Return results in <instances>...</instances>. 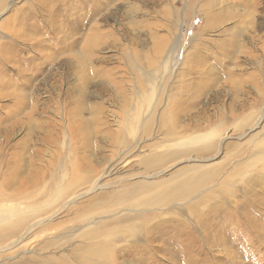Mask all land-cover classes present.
<instances>
[{
    "label": "rangeland",
    "instance_id": "rangeland-1",
    "mask_svg": "<svg viewBox=\"0 0 264 264\" xmlns=\"http://www.w3.org/2000/svg\"><path fill=\"white\" fill-rule=\"evenodd\" d=\"M0 172V264H264V0H0Z\"/></svg>",
    "mask_w": 264,
    "mask_h": 264
},
{
    "label": "bare ground",
    "instance_id": "bare-ground-1",
    "mask_svg": "<svg viewBox=\"0 0 264 264\" xmlns=\"http://www.w3.org/2000/svg\"><path fill=\"white\" fill-rule=\"evenodd\" d=\"M126 14H128L127 11H126ZM13 20L17 23V20L18 19H14L13 18ZM99 26L100 25L97 22H94V23L90 24V26H89L90 28H88V29H89V31L91 30V32L89 34L90 35L92 34V37H91V39H88L87 41H85V43H83V47H86L88 49L94 50L96 47H99L100 46V48H101L102 46H105V45H109L110 44V43H108L105 40V37L109 36V32L108 31H105V30H102V31L100 30L98 32ZM89 34H88V37H89ZM96 34L98 36H102V38H96V37H94ZM89 60L90 59H88V58L87 59L84 58L83 60H81V63L83 65V67H87L86 69H88V72L87 73L90 74V75H92V76L93 75H99V77H103V74H98V71L95 70V68H94L93 65L91 67V64H89ZM66 65H68V64H66ZM104 72H105V70H104ZM103 82H104V78H103ZM106 86H107V82H106ZM68 92H72V88H69V91ZM7 94H8V92H7ZM78 95H82L81 92ZM79 98H82V97L79 96V97H76V99H73L74 108L71 111L72 114L74 112H77V110L80 108V106H79ZM171 107H173V106H171ZM13 129H14L13 127H10L9 128V133L7 134V137H10L11 131ZM14 157H15V153H14ZM10 162H12V160ZM11 170H13V168L10 166V168L8 169V172L11 171ZM189 172H190V170H189ZM189 172L188 173H185L184 176L182 177V179H176L177 188L179 190H182V189H190L191 184L194 185V186L195 185H199L203 181H205L206 178H209L210 177V173L209 172H197V170H195V169H193V171H191L190 174H189ZM35 174H38L39 175V173H35ZM35 174L31 175V178H27V177L20 178L19 181H17V183H16V181H13V182L12 181H8V180L3 181L2 182V185L4 187V190H10V189L14 188L15 190L17 189L19 192L24 191V196L25 197L29 198V200H34L33 198L35 197L36 193H37V195L38 194L41 195L45 191L43 189L40 192L37 191V189L41 188L40 186L42 185L43 180L41 178H39L40 176H35ZM0 175H1V172H0ZM185 176H186V178L184 179ZM164 183L165 184H162V182L161 183H158V184H160L159 186H151V184L149 185V183L148 184H144V187H145L144 189H143V185H141L139 187H135V186H132L131 187L130 186V188L128 187V188H126L124 190V195H129V196L133 195V197L142 196V197H139L137 200H141L142 199V202H143V191L144 192H147V193H150L151 191H149L148 188L151 186L152 189H154V191H155V194H156L155 196L157 198H160L161 197V194L163 193L162 190H164V187H166V186L169 187V185L171 186V185L174 184V183L170 184L171 183L170 181H164ZM29 189L34 190L35 191V194H34V191L30 193ZM2 190L3 189L0 188V194H1V191ZM168 190L171 191V188L170 189L168 188ZM183 191L186 192L187 190H183ZM138 203H141V202H138Z\"/></svg>",
    "mask_w": 264,
    "mask_h": 264
}]
</instances>
